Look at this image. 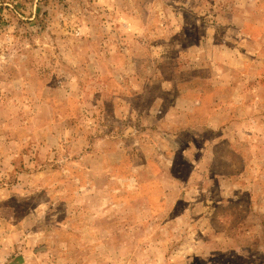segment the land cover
<instances>
[{"label": "rangeland", "instance_id": "374dc122", "mask_svg": "<svg viewBox=\"0 0 264 264\" xmlns=\"http://www.w3.org/2000/svg\"><path fill=\"white\" fill-rule=\"evenodd\" d=\"M0 264H264V0H0Z\"/></svg>", "mask_w": 264, "mask_h": 264}]
</instances>
